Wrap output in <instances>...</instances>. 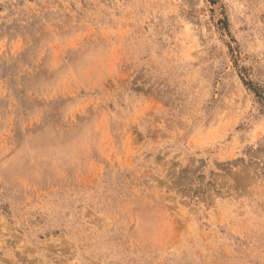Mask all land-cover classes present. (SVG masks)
<instances>
[{"label": "rangeland", "instance_id": "374dc122", "mask_svg": "<svg viewBox=\"0 0 264 264\" xmlns=\"http://www.w3.org/2000/svg\"><path fill=\"white\" fill-rule=\"evenodd\" d=\"M0 264H264V0H0Z\"/></svg>", "mask_w": 264, "mask_h": 264}]
</instances>
